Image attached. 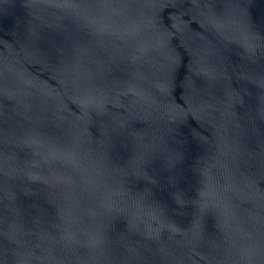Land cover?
Returning a JSON list of instances; mask_svg holds the SVG:
<instances>
[{"label": "water", "instance_id": "95a60500", "mask_svg": "<svg viewBox=\"0 0 264 264\" xmlns=\"http://www.w3.org/2000/svg\"><path fill=\"white\" fill-rule=\"evenodd\" d=\"M0 264H264V0H0Z\"/></svg>", "mask_w": 264, "mask_h": 264}]
</instances>
